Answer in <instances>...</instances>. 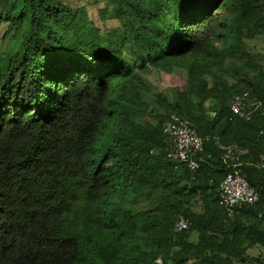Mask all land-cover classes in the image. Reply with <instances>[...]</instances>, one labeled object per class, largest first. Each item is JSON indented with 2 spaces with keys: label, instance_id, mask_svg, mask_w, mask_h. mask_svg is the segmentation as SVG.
<instances>
[{
  "label": "trees",
  "instance_id": "trees-1",
  "mask_svg": "<svg viewBox=\"0 0 264 264\" xmlns=\"http://www.w3.org/2000/svg\"><path fill=\"white\" fill-rule=\"evenodd\" d=\"M104 1L100 31L84 5L0 0V264H264V106L228 107L264 104V0ZM170 113L210 137L193 175L166 158ZM231 145L258 200L226 210Z\"/></svg>",
  "mask_w": 264,
  "mask_h": 264
},
{
  "label": "built area",
  "instance_id": "built-area-1",
  "mask_svg": "<svg viewBox=\"0 0 264 264\" xmlns=\"http://www.w3.org/2000/svg\"><path fill=\"white\" fill-rule=\"evenodd\" d=\"M264 72V65L262 66ZM264 104L256 96L244 91L230 98L228 107L231 113L244 121H249L253 114L260 110ZM214 112L211 116H214ZM162 131L167 137L166 158L183 165L193 175L200 167L204 143L209 136L197 135L190 121L178 114L170 113L163 123ZM217 141V138H214ZM222 157L226 163L227 172L220 182L217 190L219 204L226 210L252 205L258 200L257 192L249 185L238 159L235 146L222 147ZM264 153L260 154L257 166L262 167ZM188 220L179 214L174 227L177 231L186 230ZM159 262V260H158Z\"/></svg>",
  "mask_w": 264,
  "mask_h": 264
},
{
  "label": "rangeland",
  "instance_id": "rangeland-1",
  "mask_svg": "<svg viewBox=\"0 0 264 264\" xmlns=\"http://www.w3.org/2000/svg\"><path fill=\"white\" fill-rule=\"evenodd\" d=\"M67 2L69 5H72L73 7L84 5L86 7L89 20L94 22L100 31H103L105 27L106 29H112L118 26V23L115 20H106L103 22L101 18L97 16L98 9H102L105 6L104 0H67ZM4 31H5V26H1L0 27L1 51L6 49L8 50L10 46L11 34L8 33L6 37L3 39L2 35ZM102 35L105 36V32H102ZM248 44L254 51H259L260 54H264V39H256L254 41H249ZM263 57L260 60V62H264ZM147 81L150 82L151 88L155 90H163L183 83L182 75L180 73L178 74L176 73L174 75L173 74L167 75L161 72H153L147 76ZM195 238H196V234L194 233L191 236V240H195ZM250 253L254 255L258 253L263 254L264 250L255 249V250H251Z\"/></svg>",
  "mask_w": 264,
  "mask_h": 264
},
{
  "label": "clouds",
  "instance_id": "clouds-1",
  "mask_svg": "<svg viewBox=\"0 0 264 264\" xmlns=\"http://www.w3.org/2000/svg\"><path fill=\"white\" fill-rule=\"evenodd\" d=\"M264 65V62H261V66H260V71L264 74L263 70H262V66ZM166 136V135H165ZM158 262V259H157ZM160 262V261H159Z\"/></svg>",
  "mask_w": 264,
  "mask_h": 264
}]
</instances>
